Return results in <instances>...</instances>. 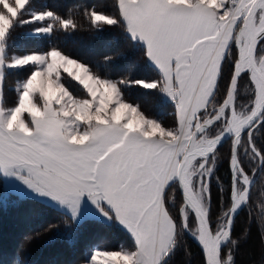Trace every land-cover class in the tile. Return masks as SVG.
<instances>
[{
  "label": "snow or ice",
  "instance_id": "snow-or-ice-1",
  "mask_svg": "<svg viewBox=\"0 0 264 264\" xmlns=\"http://www.w3.org/2000/svg\"><path fill=\"white\" fill-rule=\"evenodd\" d=\"M111 8L84 15L96 30L119 27L156 78L102 77L54 46L13 51L17 28L51 36L77 25L36 0H0V82L26 72L14 105L0 99V174L61 211L65 225L90 218L128 234L130 247L93 248L83 264H169L184 233L202 264H236L248 235L245 228L233 238L236 217L253 204L255 175L264 170V146L254 138L264 128V0H112ZM68 78L86 95H74ZM131 87L174 105L175 125L125 102ZM225 141L230 179L213 216L211 178ZM173 186L181 196L176 215L166 202ZM255 207L264 226V199Z\"/></svg>",
  "mask_w": 264,
  "mask_h": 264
},
{
  "label": "trees",
  "instance_id": "trees-1",
  "mask_svg": "<svg viewBox=\"0 0 264 264\" xmlns=\"http://www.w3.org/2000/svg\"><path fill=\"white\" fill-rule=\"evenodd\" d=\"M112 0H36V6L56 12L76 22L75 30L57 31L51 36L27 35L29 28H17L13 33L16 47L13 51H46L51 47L87 64L102 77L120 79H154L157 76L143 50L126 38L119 27L105 26L96 30L84 13L95 6L97 11L111 12ZM112 62L105 64L104 57ZM227 73V69L225 70ZM26 76L24 71H10L3 80L2 101L11 107L16 100L14 85ZM66 76V75H65ZM223 83V82H222ZM66 86L74 95L83 97L86 92L76 81L68 78ZM125 102L137 106L149 118H155L165 127L175 125L174 105L155 90L131 87L123 92ZM258 147L264 146V128L255 134ZM230 141L219 148L217 165L211 178L213 216L219 191L230 179L228 153ZM252 175L253 164L245 161ZM173 189V191H172ZM253 204L241 211L235 221L233 238H238L247 228V238L241 240L235 251L236 264H264V226L258 224L256 205L264 199V170H258L253 185ZM175 196L174 205L168 200ZM167 206L173 215L181 206V196L175 186L167 190ZM251 220L249 222V211ZM62 212L39 200L21 198L4 188L0 175V264H83L93 248L117 250L130 247L128 234L116 224L86 218L80 224L65 225ZM55 227H49V226ZM169 264H202L200 248L184 233L178 240Z\"/></svg>",
  "mask_w": 264,
  "mask_h": 264
},
{
  "label": "crops",
  "instance_id": "crops-1",
  "mask_svg": "<svg viewBox=\"0 0 264 264\" xmlns=\"http://www.w3.org/2000/svg\"><path fill=\"white\" fill-rule=\"evenodd\" d=\"M4 188L7 192L13 193L21 198L28 197L25 194L28 192L26 188H24L23 185L19 183V181H16L14 178L5 177L1 174Z\"/></svg>",
  "mask_w": 264,
  "mask_h": 264
},
{
  "label": "rangeland",
  "instance_id": "rangeland-1",
  "mask_svg": "<svg viewBox=\"0 0 264 264\" xmlns=\"http://www.w3.org/2000/svg\"><path fill=\"white\" fill-rule=\"evenodd\" d=\"M30 31V30H29ZM29 31L27 32V33H29ZM149 62V61H148ZM150 63V62H149ZM151 64V63H150ZM64 75H66V74H64ZM18 83V82H17ZM16 83V84H17ZM78 83V82H77ZM16 84L14 85V90H15V87H16ZM82 87V86H81ZM2 92H3V81L2 82H0V99H2ZM246 96H243L242 95V97H241V100H242V102H246ZM1 175V174H0ZM172 191H173V189H172ZM168 200H170L169 202L172 204V205H174V200H175V196H174V194H172V196H171V198H169ZM84 219H86V218H83V220Z\"/></svg>",
  "mask_w": 264,
  "mask_h": 264
},
{
  "label": "water",
  "instance_id": "water-1",
  "mask_svg": "<svg viewBox=\"0 0 264 264\" xmlns=\"http://www.w3.org/2000/svg\"><path fill=\"white\" fill-rule=\"evenodd\" d=\"M226 142H228V141H225L224 142V144L226 143ZM197 246H198V244H197V242L191 237V235L190 234H188V233H185ZM199 247V246H198ZM201 251V250H200Z\"/></svg>",
  "mask_w": 264,
  "mask_h": 264
}]
</instances>
